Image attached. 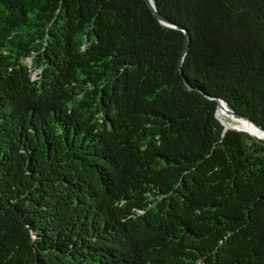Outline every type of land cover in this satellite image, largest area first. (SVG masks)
<instances>
[{
  "label": "trees",
  "instance_id": "obj_1",
  "mask_svg": "<svg viewBox=\"0 0 264 264\" xmlns=\"http://www.w3.org/2000/svg\"><path fill=\"white\" fill-rule=\"evenodd\" d=\"M154 3L0 0V264H264V0Z\"/></svg>",
  "mask_w": 264,
  "mask_h": 264
},
{
  "label": "water",
  "instance_id": "obj_2",
  "mask_svg": "<svg viewBox=\"0 0 264 264\" xmlns=\"http://www.w3.org/2000/svg\"><path fill=\"white\" fill-rule=\"evenodd\" d=\"M146 2L149 4L150 8L154 11L155 15L157 16V18L160 20L161 23H163L164 25L170 26V27H175V26L172 25V24H171V23H170V22H169L164 16H162V15L158 12V10H157V8H156V5H155V3H154V0H146ZM189 42H190V39H189V37H187L186 45H185V52L187 51V49H188V47H189ZM217 102H218V108H219V106H220L222 103H224V104L227 106L228 112H229L234 118H238V119L246 120V121L250 122L252 125H254L256 128H258L260 131L264 132V128H263V127H261L259 124H257L256 122H254V121H253L252 119H250L249 117H246V116H244V115H240V114L234 112L233 110H231V109L228 107V105H227L226 102H224V101H222V100H220V99H218ZM229 129L237 130V131H241L240 129H237V128H235V127H233V128H225V131H226V130H229ZM242 132H244V131H242ZM250 135H251V134H250ZM256 138H258V139L264 141V139H262V138H260V137H258V136H256Z\"/></svg>",
  "mask_w": 264,
  "mask_h": 264
},
{
  "label": "bare ground",
  "instance_id": "obj_3",
  "mask_svg": "<svg viewBox=\"0 0 264 264\" xmlns=\"http://www.w3.org/2000/svg\"><path fill=\"white\" fill-rule=\"evenodd\" d=\"M216 114H217L218 119L225 126V128H233V127L236 128L237 127L241 130L248 131V132L254 134L255 136H258V137L264 139V132L260 131L258 128H256L254 125H252L250 122H248L246 120L241 119L240 121H237L238 123H241L239 125H232L231 126L229 123H227V121H225V117L229 119V115H230L231 119H236V118H234L230 113H228L227 106L224 103H222L219 106Z\"/></svg>",
  "mask_w": 264,
  "mask_h": 264
},
{
  "label": "rangeland",
  "instance_id": "obj_4",
  "mask_svg": "<svg viewBox=\"0 0 264 264\" xmlns=\"http://www.w3.org/2000/svg\"><path fill=\"white\" fill-rule=\"evenodd\" d=\"M229 113V112H228ZM229 115V114H228ZM241 119H238V118H236V119H231L230 118V115H229V119L228 118H226L225 117V121H227V123H229L231 126L232 125H239V124H241V123H238L237 121H240ZM229 121V122H228ZM234 123V124H233ZM237 128V127H236ZM237 129H239V128H237ZM241 130V129H240ZM241 131H244V130H241ZM244 132H246V133H248V134H250V132H248V131H244ZM251 135H252V133H251ZM252 136H254V134L252 135ZM256 137V136H255Z\"/></svg>",
  "mask_w": 264,
  "mask_h": 264
}]
</instances>
